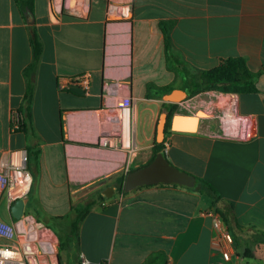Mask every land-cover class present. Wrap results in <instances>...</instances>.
<instances>
[{"label": "crops", "instance_id": "1", "mask_svg": "<svg viewBox=\"0 0 264 264\" xmlns=\"http://www.w3.org/2000/svg\"><path fill=\"white\" fill-rule=\"evenodd\" d=\"M56 1L60 12L55 0H33L29 14L0 0V172L11 152L27 155L32 184L21 219L67 235L73 209L91 206L74 264H264V238L258 243L255 233H264V0ZM116 5L130 12L128 50L117 55L108 19ZM162 24L177 68L167 64ZM32 35L41 54L29 69ZM232 57L257 75V93L192 99L201 106L203 94L232 97L250 134L226 137L222 123L219 130L199 119L195 132L170 130L156 148L157 122L144 112L163 102L147 99V86L186 91L198 72ZM83 73L91 75L88 94L59 88ZM30 85L29 118L12 132L9 113L23 110ZM185 174L216 190L217 209ZM11 206L0 191V221L15 225ZM216 216L251 258L234 245L230 262L214 252ZM9 243L0 237V246Z\"/></svg>", "mask_w": 264, "mask_h": 264}, {"label": "trees", "instance_id": "2", "mask_svg": "<svg viewBox=\"0 0 264 264\" xmlns=\"http://www.w3.org/2000/svg\"><path fill=\"white\" fill-rule=\"evenodd\" d=\"M14 4L20 10V12H25L32 14L33 11V0H13ZM162 33L164 36V50L166 55L167 64L169 66L172 65L173 68H177L181 66V64L176 60L171 52V44L169 38V28L165 25H161ZM32 52H33V63L29 66V69H33L39 59L41 54V45L37 41L36 37L32 35ZM256 74L252 73L245 62L244 59L239 57L227 58L221 63L212 69L200 71L196 74L194 78V82L191 84L190 88L186 87L185 92L189 97H192L198 93L213 91L222 94H236V95H251L257 93V89L255 86ZM155 90V93L151 94V90ZM172 87H154L151 85L147 86L146 98H155L161 99L164 94L171 92ZM31 94L32 89L31 85L28 86L27 92L24 98V108L20 112L23 113L24 119L29 118V108L31 102ZM162 105L169 109V112H173L175 109L174 104L162 103ZM169 112H167V123L165 126L164 133L170 131V118ZM24 122V121H23ZM154 146L156 148L162 147V143H155ZM184 174V173H183ZM188 176L193 182V189L200 195L207 197L210 200L211 206L217 209V205L222 201L218 196L216 190L204 182L201 179L194 178L188 174ZM229 209H232L231 204H227ZM91 209V206H82L79 208H74V218L68 225L67 235L65 240H60V250H67L70 254H76L77 244H78V226L84 216ZM218 214L224 219V215L217 211ZM236 230L242 235L245 232H241L239 226L236 225ZM248 231H251L249 229ZM257 236H259L258 243L261 241V238H264V233L256 232ZM232 243L236 250L242 251V256L244 258H251L252 252L248 247H243L240 249L239 240L236 238L232 239Z\"/></svg>", "mask_w": 264, "mask_h": 264}, {"label": "built area", "instance_id": "3", "mask_svg": "<svg viewBox=\"0 0 264 264\" xmlns=\"http://www.w3.org/2000/svg\"><path fill=\"white\" fill-rule=\"evenodd\" d=\"M56 10L60 12L63 6L56 1ZM66 9L67 5L64 4ZM91 75L83 73L77 77L60 80L59 88L72 85L82 91L83 94H88ZM127 109L122 110L124 115ZM24 121L22 112L12 110L9 113V128L12 132L19 131ZM224 131L222 135L231 137L233 130L231 123H222ZM244 133L248 135L247 131ZM243 133V135H245ZM240 138H246L245 136ZM237 137V135H235ZM9 162L2 168L0 172V191L4 194L7 202L12 205L16 200L23 202L27 198L31 184L32 177L27 169V155L24 152H11ZM23 218V216H22ZM213 229L215 235L212 239V249L216 252L223 262H230L233 255L232 237L225 230L223 220L220 217H215L213 220ZM22 219L18 220L15 225L6 224L0 221V237H4L10 241L9 244L0 246V264H37L36 252L47 253L46 241L43 240L47 228L38 224L39 232L37 233L31 226L27 228L22 227Z\"/></svg>", "mask_w": 264, "mask_h": 264}, {"label": "rangeland", "instance_id": "4", "mask_svg": "<svg viewBox=\"0 0 264 264\" xmlns=\"http://www.w3.org/2000/svg\"><path fill=\"white\" fill-rule=\"evenodd\" d=\"M124 13L127 15H124ZM129 18H130V12L127 10V8H122L121 6H117V5L110 8L108 19H109V23L113 25L112 29L116 33H114V35L109 34V39L110 37L117 39L112 42L114 43L112 45V48L115 51L114 54L116 55L120 53L122 54L123 51L125 52L128 50L129 38H128V41L126 40V42L121 41V35H122L121 29L127 28L129 31V26H128ZM128 31L126 32V35L129 37ZM208 92H212V94H215V95H219V94L226 95L222 93H216L213 91H208ZM195 96H192L189 98L187 96V98L183 102H181L180 104H175V109L171 113L169 112V109L164 107L163 105H161L162 107H160L158 112L156 111L155 107H148V109L144 112L146 114L145 118L146 120H149L150 118L148 117V115L150 116L153 113L154 114L153 122L154 121L157 122L158 117H159L158 115L160 113L169 112L170 116L172 115L193 116L195 115L196 112L202 111L206 114V116L205 117L203 116L200 119L212 118L214 121V126L216 128H219V130H220L221 123H227V122L231 123V127L233 128L232 129L233 133L231 137H235V135H237V137L235 138H240V136L243 135L244 130L247 131L248 135L250 134L249 121L246 120L245 118L241 119L240 117L234 115V112H233L234 100L232 97H226L225 102L224 101L222 102L221 101L222 96H219L218 100L214 101V98L211 95L203 94L196 101L199 102L202 99H204L206 101V105L198 106L194 104L193 99H192ZM167 133L168 131L166 132V134ZM31 212H34V211H31ZM21 224L23 228H27L28 226H31L34 230L37 231V233L40 231L39 228L37 227L39 222L35 220L33 217L28 216L25 219H22ZM50 226L54 230H56L53 224H50ZM56 231L57 232H52V231L44 232L42 237H43V240L46 241V249H48L49 252L42 253V252L37 251L35 255V258L37 257V261H38L37 264H45L44 262L47 263V261L43 257H47L49 264H74L76 260V254H70L65 249L60 250V240L62 241L65 240V237H66L65 233L62 232L61 230L59 231L56 230Z\"/></svg>", "mask_w": 264, "mask_h": 264}, {"label": "water", "instance_id": "5", "mask_svg": "<svg viewBox=\"0 0 264 264\" xmlns=\"http://www.w3.org/2000/svg\"><path fill=\"white\" fill-rule=\"evenodd\" d=\"M187 98V94L184 90L174 89L171 92L164 94L161 97L163 103L168 104H180ZM205 117L206 114L202 111H198L193 116L172 115L170 118V130L174 132H195L198 126L199 119ZM186 119L191 120L187 122ZM167 113H160L156 127H155V141L160 143L164 138V130L167 123ZM24 202L22 200H16L10 207V214L13 220H20L23 216Z\"/></svg>", "mask_w": 264, "mask_h": 264}, {"label": "bare ground", "instance_id": "6", "mask_svg": "<svg viewBox=\"0 0 264 264\" xmlns=\"http://www.w3.org/2000/svg\"><path fill=\"white\" fill-rule=\"evenodd\" d=\"M124 15H127V14H125L124 13ZM122 31V35H121V41H123V42H126V40L128 41V36L126 35V32L128 31V29L127 28H123V29H121ZM114 33H116L114 30L112 31V34L114 35ZM119 36H120V34H119ZM114 37V36H113ZM119 39V38H118ZM110 40L111 41H114V40H117V39H114V38H112V37H110ZM122 45V44H121ZM121 47V46H120ZM127 47V46H126ZM123 48H124V46H123ZM119 51V50H118ZM121 54V53H120ZM125 55V54H124ZM122 56V55H121ZM122 59V58H121ZM120 59V60H121ZM123 63V62H122ZM125 64V63H124ZM126 67V66H125ZM226 97H221V101L223 102H225V99ZM232 103V102H231ZM183 116V115H182ZM123 120H124V125L123 126H125V128H126V124H127V114L125 113L124 114V116H123ZM187 120V122H191V120H189V119H186ZM125 128L123 129V130H125ZM233 129V128H232ZM49 252V251H48ZM47 252V253H48ZM46 261H47V263L46 262H44L45 264H49V261H48V259H47V257H43Z\"/></svg>", "mask_w": 264, "mask_h": 264}, {"label": "flooded vegetation", "instance_id": "7", "mask_svg": "<svg viewBox=\"0 0 264 264\" xmlns=\"http://www.w3.org/2000/svg\"><path fill=\"white\" fill-rule=\"evenodd\" d=\"M168 115V114H167Z\"/></svg>", "mask_w": 264, "mask_h": 264}]
</instances>
